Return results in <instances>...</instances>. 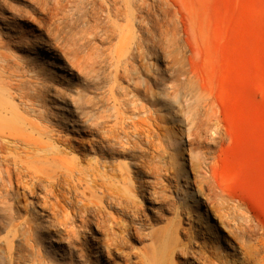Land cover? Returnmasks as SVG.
Masks as SVG:
<instances>
[{
	"label": "bare ground",
	"instance_id": "bare-ground-1",
	"mask_svg": "<svg viewBox=\"0 0 264 264\" xmlns=\"http://www.w3.org/2000/svg\"><path fill=\"white\" fill-rule=\"evenodd\" d=\"M25 3L0 0V138L23 142L20 147L0 142V210L7 233L0 264H14L15 236L29 248L17 258L22 264H64L61 258L66 255L89 258L86 264H264V236L247 243L251 233L245 225L251 226L252 219L239 209L238 200L215 184L212 175L205 172L197 187L199 197L176 201L165 174L168 170L162 173L161 163L153 159L159 135L137 113L132 111L128 121L116 126L99 120L103 116L82 120L94 135L85 147L58 129H48L47 105L64 99L60 91L53 93L52 83L56 76L62 80L67 69V79L82 78L85 87L108 78L110 97L117 101L112 89L119 78L135 70L131 40L136 24L144 28L142 40L146 39L149 0H68L65 5L77 12L72 21L60 0ZM85 5L89 9H83ZM8 25L17 29L8 34L3 30ZM106 42L109 46L103 48ZM24 51L31 54L24 56ZM48 64L60 75L50 73ZM26 72L31 74L25 77ZM142 83L147 92V80ZM126 103L120 104L127 107ZM70 115L68 121L74 122V114ZM15 131L21 134L16 136ZM86 151L90 157L83 167L79 158ZM40 193L47 201L48 226L52 227L42 237L57 243L46 241L50 245L47 261L37 246L41 241L36 230L28 221L18 220L16 211L19 196ZM230 208L236 210L238 221L228 215ZM167 212L173 216L166 218ZM208 214L219 217L233 239L226 253L211 248L206 229L203 239L193 229L190 217L203 220ZM160 222L164 226L154 228ZM91 225L101 238L85 247L78 245L76 233ZM134 240H140L141 246L134 248Z\"/></svg>",
	"mask_w": 264,
	"mask_h": 264
},
{
	"label": "rangeland",
	"instance_id": "rangeland-1",
	"mask_svg": "<svg viewBox=\"0 0 264 264\" xmlns=\"http://www.w3.org/2000/svg\"><path fill=\"white\" fill-rule=\"evenodd\" d=\"M66 1L60 0L64 5ZM25 2L27 0H17L20 6ZM82 8L89 9L87 5ZM149 9L146 39L142 40L144 28L141 30L136 24L135 37L131 40L135 70L119 78L118 86L112 89L117 101L110 97L108 78L102 77L85 87L82 78L68 80L67 69L62 80L58 81L56 76L52 83V91H60L64 99H55L57 103L47 105L51 116L48 129L52 132L58 129L65 137L85 147L94 135L82 120L88 122L91 117L103 116L99 120L116 126L128 121L127 116L132 111L137 113L138 119L159 135V140L155 141L157 156L153 159L161 163L162 173L168 170L165 174L171 179L170 193L176 201L191 202L199 197L197 187L203 183L207 172L217 186L239 201V209L245 210L243 212L252 219L251 226L245 225L251 233L247 243L252 244L257 237L264 236V0H149ZM76 13L72 5H65V14L70 20ZM7 27L3 30L8 34L17 29ZM104 44L103 48L109 46L107 42ZM29 53L24 51V56ZM45 67L50 73L60 75L52 64ZM29 74L26 72L25 77ZM144 79L149 84L147 92L143 88ZM135 80L140 83L135 85ZM122 100L127 102V107L121 106ZM115 106L120 107V111L115 110ZM70 114H74V122L68 121ZM7 139L0 138V142L19 147L23 143L15 137ZM84 154L79 162L86 167L90 155H86L87 151ZM1 166L5 168V164ZM78 186L80 189V184ZM43 200L42 193L19 196L16 211L18 220L28 221L36 230L41 241L37 246L47 261L50 245L46 241L57 243L42 237L47 235V229L52 230L48 226L50 210ZM230 209L228 215L238 221L236 210ZM2 212L0 210V248L5 250L7 233ZM172 216L168 212L165 215L166 218ZM190 219L199 238L208 236V244L220 254L226 253L227 246L234 243L216 215L208 214L203 220ZM164 224L157 223L154 228ZM205 229L208 233L203 236ZM95 230L93 225L81 228L75 235L76 243L85 247L99 240L101 235ZM180 238L184 240L183 235ZM13 245V262L22 264L17 258L29 248L16 236ZM132 245L139 247L141 242L134 240ZM61 260L64 264L90 261L69 255Z\"/></svg>",
	"mask_w": 264,
	"mask_h": 264
}]
</instances>
